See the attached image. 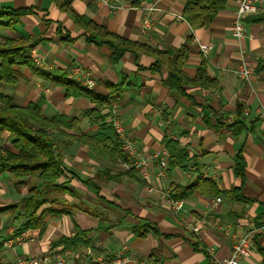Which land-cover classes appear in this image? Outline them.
I'll return each instance as SVG.
<instances>
[{
    "label": "crops",
    "instance_id": "obj_1",
    "mask_svg": "<svg viewBox=\"0 0 264 264\" xmlns=\"http://www.w3.org/2000/svg\"><path fill=\"white\" fill-rule=\"evenodd\" d=\"M134 1L0 0V12H4L0 39L23 36L47 66L18 68L19 81L9 84L7 93L1 91L4 83L0 94L10 96L18 106L40 102L46 118L64 115L78 122L76 130L53 132L55 153L62 156L66 172L61 178L63 189L46 193L41 209L56 213L47 216L42 232L18 233L25 220L21 200L30 196L32 189H41L42 181L36 175L16 178L11 172L0 174V264H15L18 257L33 258L48 251H60L66 259L72 257L74 264L108 261L125 245L137 261L215 264L230 256L234 238L253 229L252 255L242 264H264V118L258 116L264 110V8L244 22L245 36L239 41L232 35L235 0L229 1L209 28L195 31L182 17L187 0L139 5ZM153 4L152 26L144 29V9ZM18 9L32 13L8 15ZM71 12L153 49L186 46L187 75L195 77L203 57L217 87H186V96H181L164 85L165 68L157 73L150 69L154 58L127 52L114 61L111 47L101 43L102 39L97 44L88 42V34L75 23ZM198 42L212 44L213 49L204 57ZM242 53L253 69L249 81L231 73ZM71 66H82L94 74L96 95L119 101L121 120L139 153L162 154L168 151L169 140L185 149L190 159L163 172L157 164L150 165L144 178L142 172L129 171L122 159H104L77 141L75 138L82 134L95 135L99 127L86 115L96 103L84 96H66L62 77ZM41 73L49 77L45 79ZM109 104L101 110L108 116L107 122ZM241 122L243 129L238 135L227 128ZM0 149V154L16 152L6 130L0 131ZM239 155L245 163L244 177L235 173ZM177 186H192L179 212L164 195ZM234 190L238 193H232ZM136 227L149 230L139 236L133 233ZM77 234V246L65 251L52 247L58 239ZM17 237L23 240L15 242ZM7 241L12 247L4 245Z\"/></svg>",
    "mask_w": 264,
    "mask_h": 264
},
{
    "label": "trees",
    "instance_id": "obj_2",
    "mask_svg": "<svg viewBox=\"0 0 264 264\" xmlns=\"http://www.w3.org/2000/svg\"><path fill=\"white\" fill-rule=\"evenodd\" d=\"M155 1L135 0L133 4L139 5L141 2ZM229 1L231 0H187L182 17L193 31L209 28L217 15L226 9ZM30 13H32L30 9H18L10 11L8 15L20 17ZM3 14L4 12L1 11L0 17ZM70 16L75 23L84 27L88 34V42L97 44L98 40L102 39L101 43L111 47L114 61L120 60L127 52L133 54L142 52L154 58L155 61L150 69L157 73L165 68L167 78L163 81L164 85L171 90H175L181 96H186V87H199L201 89L217 87L216 82L211 80L208 75L207 64L203 57L195 77L190 78L187 75L184 67L189 57V49L186 46L178 50L168 49L162 51L153 49L148 45L132 42L110 33L85 16H78L73 12L70 13ZM192 39L191 37L189 42ZM31 47L30 44H26L23 36L17 39H0V87L4 83L16 84L19 81L21 74L18 68L34 67L36 69V66L27 55V51ZM41 74L44 75L45 79L49 77L47 74ZM62 82L66 86V96H84L97 104V107L89 110L86 115L92 124L98 125V132L93 136L82 134L75 139L87 144L97 155L104 159L112 161L122 159L125 163H130V160L121 150L119 138L112 125L107 122L108 116L101 114V110L108 106L110 100L96 95L93 91L85 90L69 76L68 72L64 73ZM77 128L78 122L74 117L57 115L49 119L42 114L40 102L37 104L31 103L28 106H18L13 103L10 96L0 94V131L10 132V139L16 150V152L8 151L6 154H0V174L11 172L16 178H27L36 175L42 181L41 189H32L31 195L21 200L23 204L22 214L25 220L18 233L34 229H40L42 232L46 227L45 219L47 216L56 213L49 209H41L46 203L47 191L51 189L62 190L64 185L61 178L65 176L66 165L62 156L55 153L56 141L53 132L59 133L64 129L76 130ZM227 128L238 135L243 129V122L241 124H231ZM166 145L170 154L168 169L181 166L190 159L188 152L183 148H179L177 142L168 140ZM129 171H135V169L132 168ZM235 173L240 177L245 175V163L240 155L237 157ZM191 189L192 186H177L169 192L170 197L173 200H182L186 198L188 193L190 194ZM236 192L238 193V190H234L232 193ZM148 230L145 227H136L133 229V233L144 236ZM79 241V234L74 238L62 237L54 242L52 247H63V251H65L68 248L77 246Z\"/></svg>",
    "mask_w": 264,
    "mask_h": 264
},
{
    "label": "built area",
    "instance_id": "obj_3",
    "mask_svg": "<svg viewBox=\"0 0 264 264\" xmlns=\"http://www.w3.org/2000/svg\"><path fill=\"white\" fill-rule=\"evenodd\" d=\"M98 3H106L108 0H94ZM237 4V9L234 15L233 21V29L232 35L237 40H242L245 36V24L244 22L260 13V11L264 8L261 0H235ZM156 10L155 5H151L144 9V17L142 20L143 28L149 29L151 28V19L153 12ZM198 51L202 56H206L212 49V44H197ZM29 57L36 67L46 69V63L44 62V58L39 54L36 48L30 50ZM69 76L75 80L82 88L87 91H93L97 87V82L95 80L94 74L83 68L82 66H71L68 69ZM231 73L235 75L237 78L249 81L250 77L253 73V69L249 64L248 60H246V56L242 53L240 57V62L236 68L231 70ZM109 112H110V124L113 127L114 132L119 138L121 144V150L126 155V157L130 160V163H127L125 167L127 169H135L139 172H142V176L147 178L148 172L147 169L150 165L157 164L161 171L163 172L168 168L170 154L168 151H164L162 154L155 153L150 155H142L139 153L135 147V142L128 138L126 127L124 126L121 117V107L119 101L117 99H113L109 104ZM258 116L264 118V110L259 111ZM1 152V149H0ZM166 198H168V202L171 204L172 208L179 212L183 208L182 200H173L170 197V193L168 191L164 192ZM221 201L220 198L216 199V203ZM264 228V220L263 225ZM256 234V230L253 229L249 231L247 234L240 238H234L233 248L229 257L217 260L215 264H242L245 259H248L252 255V243ZM23 239L21 237H17L14 239L15 242H21ZM7 247H12L11 241H7L4 243ZM130 248L128 245L122 247V250L115 254V256L108 261L101 259L100 261H96L94 263H84V264H152L148 259L142 260H134L132 256H130ZM15 264H69L66 257L60 251H48L44 254L29 258V257H18Z\"/></svg>",
    "mask_w": 264,
    "mask_h": 264
},
{
    "label": "rangeland",
    "instance_id": "obj_4",
    "mask_svg": "<svg viewBox=\"0 0 264 264\" xmlns=\"http://www.w3.org/2000/svg\"><path fill=\"white\" fill-rule=\"evenodd\" d=\"M9 87H11V85H9V84H4L3 86H2V90L1 91H5V93H7V91H8V88ZM6 174H8V173H6ZM6 176H8V175H6ZM3 179V177H1V180ZM67 261H69V264H74L73 262H74V260H73V258L72 257H67Z\"/></svg>",
    "mask_w": 264,
    "mask_h": 264
}]
</instances>
